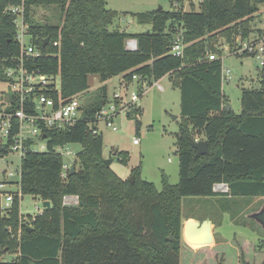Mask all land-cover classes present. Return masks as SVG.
Masks as SVG:
<instances>
[{"label":"trees","instance_id":"trees-1","mask_svg":"<svg viewBox=\"0 0 264 264\" xmlns=\"http://www.w3.org/2000/svg\"><path fill=\"white\" fill-rule=\"evenodd\" d=\"M39 6L53 7L59 23H35L32 12ZM261 7L264 0H199L197 9L190 4L188 11L161 8L132 14L138 24L150 28L128 34L109 30L118 13L106 8L105 0H0V82L7 81V69L19 64L16 15L10 8H21L30 42L40 53L25 58L22 67L28 73L59 77L58 91L50 85L43 92L56 106L88 91L90 76L100 83L122 76L126 85L140 77L148 86L167 77L180 93L181 110L175 140L178 182L169 184L161 173V190L141 178L140 165L130 172L133 183L105 166L101 133L93 134L89 127L108 101L105 86L81 107V118L73 126L46 131L45 152H34L32 143H26L19 193L48 201L50 208L20 221L15 195L0 215V248L16 258L0 264H179L184 198L221 196V213H228L231 222L239 215L245 218L237 207L240 201L259 198V208L264 200V67L257 70L258 88L242 90L236 114L226 109L222 62L205 58L216 52L219 37L230 45L237 37L249 38ZM262 17L258 37L264 36V12ZM180 29L182 58L169 55ZM128 39L136 40L135 51L126 50ZM18 107L13 103L14 110ZM140 113V108L126 113L135 121L136 134ZM194 137L207 142L208 155L195 158ZM73 144L80 145L71 164L75 171L68 170L63 180L65 161L53 150ZM9 146L10 141L0 144V157L9 155ZM116 156L127 164V153ZM218 183L227 185L226 193L213 192ZM65 196H77L81 206L63 205Z\"/></svg>","mask_w":264,"mask_h":264},{"label":"rangeland","instance_id":"rangeland-1","mask_svg":"<svg viewBox=\"0 0 264 264\" xmlns=\"http://www.w3.org/2000/svg\"><path fill=\"white\" fill-rule=\"evenodd\" d=\"M105 1L107 9L118 13V17L113 20L109 30L119 29L128 34H140L147 32L150 28L147 25L138 24L136 17L132 14L151 12L159 9V7L164 11L172 10L171 0ZM198 3L199 0L184 1L185 11L190 9V4H193L197 9ZM263 12L264 8L261 7L260 12L255 14L254 20L250 24L252 30L250 36L252 38L256 36V30L263 27ZM32 18L38 24L59 23L55 9L49 6L34 8ZM20 19L16 16L17 24L20 23ZM232 48V45L219 37L215 44L216 52L213 53L216 57H221L222 69L230 72L228 80L222 82V92L233 112L239 114L241 111V92L243 89L258 88L257 70L260 67L251 56L237 57L232 55L230 53ZM56 81L59 85L58 76ZM140 84V82L133 81L124 88L122 76L111 77L105 83H100L97 76H90L89 89L84 94L77 96V103L84 107L89 99L97 98L101 93L100 88L105 86L107 88V107H109L114 103L115 94L124 97V101H127L132 94L138 93ZM158 84L162 90H158L153 83L152 87L144 84L143 90L146 92L138 101L141 110L137 117L140 121L139 134H136L134 119L127 117L125 109L120 110L112 119V126L116 128V131L106 127L102 121L98 123V129L103 140V158L104 160H112L109 168L116 176L128 180L131 176V170L140 165L141 178L153 183L157 190H161V173L167 176L169 184L176 185L178 182V157L175 140L179 131L181 110L180 93L171 87L168 78L160 79ZM7 90L8 87L5 82H0V95L6 94ZM173 117L176 119L174 120ZM134 138L138 139L137 145L133 144ZM194 140L199 141L201 139L194 137ZM0 143H5L1 135ZM35 144L34 150L42 152L40 151L41 142ZM65 150L71 152L70 156H64V161L71 166L75 161L76 153L80 151V145H68L64 148ZM115 152L116 155L118 152L127 153V164H121L119 157L113 156ZM5 161L7 164L0 161V173L2 171L15 173L19 165V158L16 155H9L5 157ZM78 167V161H76V170ZM20 196H16L19 204L20 221L34 217L44 210L41 198L31 195ZM218 201L222 202L221 196L208 200L195 197L183 199V243L179 264H263L264 229L254 220L247 218L248 214L258 208L262 200L252 198L240 201L237 207L243 210L242 215L245 218H241L239 215L236 218L237 222H231L228 213H221L222 210ZM62 203L65 205L64 200ZM66 205L77 204L69 203ZM1 207L5 206L0 200ZM0 215H4V211H1ZM202 224L207 225L206 245L193 247L195 245L191 246L185 237L191 229ZM15 258L14 253L0 248V262H11Z\"/></svg>","mask_w":264,"mask_h":264},{"label":"built area","instance_id":"built-area-1","mask_svg":"<svg viewBox=\"0 0 264 264\" xmlns=\"http://www.w3.org/2000/svg\"><path fill=\"white\" fill-rule=\"evenodd\" d=\"M184 1L181 3L172 1V11H178L184 9ZM189 5V4H188ZM10 12L20 17V23L17 24V36L16 41L19 43L20 54L19 64L14 68H9L5 72L7 81L5 84L8 87L6 94L0 95V135L6 144L10 141L9 155H16L19 158V165L15 173L2 171L0 173V200L3 206L0 210L4 213L11 207L15 195L20 197L19 193V180H20V160L24 156L26 151L25 144L31 142L30 148L34 151L36 142H41L40 151L45 152L47 150V132L48 130H63L73 126L81 118V105L77 103L78 97H74L68 102L59 101L58 106L53 98L45 95V90L48 86L53 87L58 91L59 85L56 78L41 75L39 73H28L22 67V62L26 58L39 56L40 53L36 47L31 44L30 36L28 35V27L23 22V15L21 8H10ZM175 40L170 47L169 55L173 57H183V51L185 44L183 42V31L180 29L175 35ZM58 44L55 42V45ZM233 48L230 53L234 56H251L253 57L260 68L264 67V36L254 38L251 36L247 39L235 38L232 44ZM125 48L128 51H135L137 44L135 39H128L125 43ZM227 51V50H226ZM221 57H216L213 53H207L206 61L222 60ZM230 72L222 69L223 81L228 80ZM133 81L136 83L141 81L140 77H133ZM146 82L142 81L138 93L132 94L127 101H124V97L115 94L114 103L107 107V103L103 106L101 111L96 114L95 122L89 123L90 129L93 134H98V123L100 121L105 123L106 127L116 131V128L112 126V119L122 109L128 111L130 109L140 108L138 106L139 98L146 92L143 90ZM153 85L158 90H162V87L158 84V81ZM148 86V87H152ZM123 87H126V83L123 81ZM13 103L19 105L18 109L12 108ZM46 135L45 139H42V135ZM1 144V143H0ZM2 144V145H3ZM133 144H138V139H133ZM68 146V145H67ZM65 146V147H67ZM65 147H55L54 152L60 154L63 159L64 156H70L71 152L64 151ZM64 151V152H62ZM7 155V156H9ZM0 157L2 163L7 164L5 157ZM12 164V163H11ZM71 169L68 163L64 162L61 172V179L66 178V173ZM11 187L12 189H7ZM213 192L226 193L228 188L224 183H218L213 186ZM64 204L75 203L78 204L76 196H65L63 198ZM39 210V209H38ZM0 211V212H1ZM42 213V212H40Z\"/></svg>","mask_w":264,"mask_h":264},{"label":"water","instance_id":"water-1","mask_svg":"<svg viewBox=\"0 0 264 264\" xmlns=\"http://www.w3.org/2000/svg\"><path fill=\"white\" fill-rule=\"evenodd\" d=\"M159 9H161V7H159ZM47 42V39L45 40V43ZM230 105L228 104L226 106V109H230ZM173 119L175 120L176 117H173ZM46 135H42V139H45ZM191 146L194 148V150L196 151L195 153V158H198L200 156H204V155H208L209 154V149L207 146V142L204 140H199V141H192L191 142ZM113 156H116V152L113 153ZM112 160L111 159H106L104 160V164L106 167H109L111 164ZM74 167H71L70 169V173L73 174L74 173ZM134 177L131 175L128 179V181L130 183H133ZM79 205L81 206V203L79 202ZM43 207L44 210H48L50 208V203L48 201H44L43 202ZM247 218H250L252 220H254L257 224H259L263 229H264V200L262 202V204L260 205V207L254 211L251 212L250 214L247 215ZM206 224H202L198 227L195 228V230L193 231L194 234L199 233L201 230L205 229ZM169 240L171 241L172 238L169 237Z\"/></svg>","mask_w":264,"mask_h":264},{"label":"bare ground","instance_id":"bare-ground-1","mask_svg":"<svg viewBox=\"0 0 264 264\" xmlns=\"http://www.w3.org/2000/svg\"><path fill=\"white\" fill-rule=\"evenodd\" d=\"M194 229H191L186 237L185 240L191 244V245H203L206 242V238H207V225L205 226L204 230H201L199 233L194 234L193 231Z\"/></svg>","mask_w":264,"mask_h":264},{"label":"crops","instance_id":"crops-1","mask_svg":"<svg viewBox=\"0 0 264 264\" xmlns=\"http://www.w3.org/2000/svg\"><path fill=\"white\" fill-rule=\"evenodd\" d=\"M130 85V84H129Z\"/></svg>","mask_w":264,"mask_h":264}]
</instances>
